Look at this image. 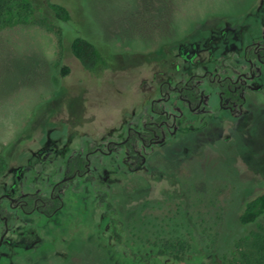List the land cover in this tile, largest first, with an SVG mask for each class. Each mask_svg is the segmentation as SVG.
<instances>
[{
    "label": "rangeland",
    "instance_id": "obj_1",
    "mask_svg": "<svg viewBox=\"0 0 264 264\" xmlns=\"http://www.w3.org/2000/svg\"><path fill=\"white\" fill-rule=\"evenodd\" d=\"M21 1L27 7L13 1L0 25V159L41 124L58 133L119 111L139 96L140 67L163 63L170 43L250 0H73L74 10L68 0ZM46 1L65 4L76 20L63 48L39 12ZM74 31L102 50L105 69L90 74L81 66L69 46ZM247 124H223L207 143L188 135L149 179L132 176L119 186L114 204L127 211V253L94 264H138L133 255L144 259L139 264H242L243 255L255 253L253 236L264 231V219L246 229L242 245L227 243L245 202L264 191V116ZM226 135L229 142H217Z\"/></svg>",
    "mask_w": 264,
    "mask_h": 264
},
{
    "label": "flooded vegetation",
    "instance_id": "obj_2",
    "mask_svg": "<svg viewBox=\"0 0 264 264\" xmlns=\"http://www.w3.org/2000/svg\"><path fill=\"white\" fill-rule=\"evenodd\" d=\"M163 52L119 111L58 133L41 124L0 159V264L112 262L129 243L119 186L149 179L188 135L207 143L223 124L264 116V0L215 13Z\"/></svg>",
    "mask_w": 264,
    "mask_h": 264
},
{
    "label": "trees",
    "instance_id": "obj_3",
    "mask_svg": "<svg viewBox=\"0 0 264 264\" xmlns=\"http://www.w3.org/2000/svg\"><path fill=\"white\" fill-rule=\"evenodd\" d=\"M16 1L19 6L26 8L27 5L21 0H0V25L3 22L5 13L10 9V4ZM73 0H68L69 6L74 10ZM39 12L44 18L50 21L55 29L60 47H64V41L67 38L70 27L73 26L76 20H73L71 10L65 4L46 1L39 8ZM70 39V50L72 54L79 60L81 65L88 71L99 72L106 68V59L103 57L102 50L93 43V41L74 31ZM60 74L68 73V67L60 66ZM264 219V191L254 198L248 200L243 205L240 213L233 222V226L238 228L230 240L242 245L247 237L246 229L256 226ZM246 232V233H245ZM253 244L255 245V253L251 254L249 250L242 260V264H264V231L253 236ZM181 260L180 257L176 258ZM192 264V263H188ZM204 264V263H198Z\"/></svg>",
    "mask_w": 264,
    "mask_h": 264
}]
</instances>
